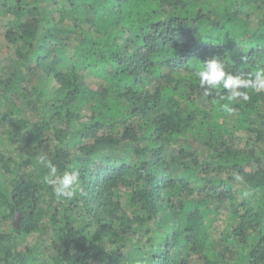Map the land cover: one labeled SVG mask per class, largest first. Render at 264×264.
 I'll list each match as a JSON object with an SVG mask.
<instances>
[{
    "label": "trees",
    "instance_id": "1",
    "mask_svg": "<svg viewBox=\"0 0 264 264\" xmlns=\"http://www.w3.org/2000/svg\"><path fill=\"white\" fill-rule=\"evenodd\" d=\"M0 28V264H264V92L227 115L193 75L264 68V0H0Z\"/></svg>",
    "mask_w": 264,
    "mask_h": 264
},
{
    "label": "clouds",
    "instance_id": "2",
    "mask_svg": "<svg viewBox=\"0 0 264 264\" xmlns=\"http://www.w3.org/2000/svg\"><path fill=\"white\" fill-rule=\"evenodd\" d=\"M193 75L198 78L199 88L205 98L217 97V104L227 115L236 111L231 105L237 101L248 102L249 92H264V68H257L253 73H232L226 71L225 64L217 59H208ZM220 101H226L220 103ZM39 163L47 169L43 177L45 185L49 186L58 199L71 200L79 189V172L76 170L60 173L46 156L41 155ZM236 179H240L239 175ZM82 191V190H81Z\"/></svg>",
    "mask_w": 264,
    "mask_h": 264
},
{
    "label": "rangeland",
    "instance_id": "3",
    "mask_svg": "<svg viewBox=\"0 0 264 264\" xmlns=\"http://www.w3.org/2000/svg\"><path fill=\"white\" fill-rule=\"evenodd\" d=\"M8 56H9V53L6 50V47H5V44L3 41V35L0 31V64H4L7 61ZM87 83L91 87H95V82H93L91 79H87ZM33 241H34V237H32V236H29L26 239V243H33Z\"/></svg>",
    "mask_w": 264,
    "mask_h": 264
},
{
    "label": "water",
    "instance_id": "4",
    "mask_svg": "<svg viewBox=\"0 0 264 264\" xmlns=\"http://www.w3.org/2000/svg\"><path fill=\"white\" fill-rule=\"evenodd\" d=\"M18 217V216H17ZM17 217L14 218V223L16 225V222H17Z\"/></svg>",
    "mask_w": 264,
    "mask_h": 264
}]
</instances>
